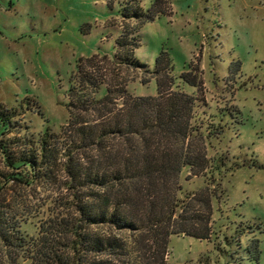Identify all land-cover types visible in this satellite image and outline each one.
Returning <instances> with one entry per match:
<instances>
[{
  "label": "rangeland",
  "instance_id": "rangeland-1",
  "mask_svg": "<svg viewBox=\"0 0 264 264\" xmlns=\"http://www.w3.org/2000/svg\"><path fill=\"white\" fill-rule=\"evenodd\" d=\"M136 1L147 12L155 0H0V104L18 110L10 136L61 132L81 59L97 54L110 85L145 97L157 96L156 60L168 52L173 89L196 98L186 143L197 164L179 177L176 217L188 207L210 221L212 236L173 235L166 264H264V0H168L169 14L140 29L136 57L148 68L115 65L117 39L138 24L123 9ZM185 71L198 72L202 87L185 84ZM204 190L211 215L199 205ZM58 195L42 185L8 193L9 200L41 205L23 225L26 234L37 235Z\"/></svg>",
  "mask_w": 264,
  "mask_h": 264
},
{
  "label": "trees",
  "instance_id": "trees-1",
  "mask_svg": "<svg viewBox=\"0 0 264 264\" xmlns=\"http://www.w3.org/2000/svg\"><path fill=\"white\" fill-rule=\"evenodd\" d=\"M169 8L168 0H155L147 12L140 1L123 9V17L138 24L117 39L115 65L148 68L136 57L140 29ZM173 71L162 51L153 72L157 96L136 97L109 84L97 54L81 59L70 80L67 124L38 139L10 136L18 110L0 104V264L20 258L32 264H166L173 235L211 238L210 221L193 210L183 206L176 217L179 177L197 164L186 143L196 98L173 89ZM180 79L202 87L198 72L185 71ZM203 164L207 170L209 160ZM35 185L59 195L37 235L29 236L23 225L41 214V205L9 200L8 193ZM198 195L201 211L211 215L212 196L205 190Z\"/></svg>",
  "mask_w": 264,
  "mask_h": 264
}]
</instances>
